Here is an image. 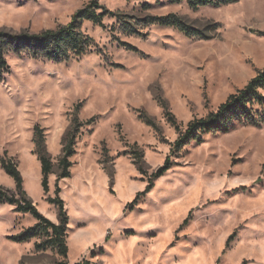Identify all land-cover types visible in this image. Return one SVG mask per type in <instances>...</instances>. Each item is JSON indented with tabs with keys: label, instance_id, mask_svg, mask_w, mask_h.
Segmentation results:
<instances>
[{
	"label": "rangeland",
	"instance_id": "1",
	"mask_svg": "<svg viewBox=\"0 0 264 264\" xmlns=\"http://www.w3.org/2000/svg\"><path fill=\"white\" fill-rule=\"evenodd\" d=\"M91 1L0 0V34L65 27ZM98 5L112 15L81 25L90 39L84 54L56 62L10 51L0 69V159L12 158L26 197L56 224L49 200L60 190L68 217L65 261L264 264V105H247L255 123L232 116L226 131L196 133L174 146L189 125L214 114L264 70V0L196 10L186 0ZM169 15L194 36L147 24V17ZM258 92L264 96V88ZM74 117L82 126L70 176L57 181ZM35 125L44 129L53 165L47 193L33 152ZM134 151L143 156L145 174L133 164ZM165 161L169 170L153 178ZM0 188L16 191L1 168ZM35 224L14 205H0V264L62 261L45 236L16 241ZM43 242L44 249H35Z\"/></svg>",
	"mask_w": 264,
	"mask_h": 264
},
{
	"label": "trees",
	"instance_id": "2",
	"mask_svg": "<svg viewBox=\"0 0 264 264\" xmlns=\"http://www.w3.org/2000/svg\"><path fill=\"white\" fill-rule=\"evenodd\" d=\"M100 0H92L89 5L78 10L71 18L70 23L65 27L56 30H47L39 34L20 33L16 35L0 34V69H5V55L8 52L21 54L22 50H28L33 58L42 57L46 60H54L56 62L68 59L71 56H79L87 51L90 39L83 33L81 25L85 21L94 24H101L102 20L108 15H112L107 9L99 6ZM183 0H170L171 3H181ZM188 6L193 9L200 7H218L222 5H230L237 0H186ZM99 10V11H98ZM147 24L160 25L164 27H173L187 36H194L193 31L187 27L184 22L176 15L164 17H147ZM264 88V70L257 76L252 78L243 90L237 95H231L228 99L217 108L214 114H209L195 124L189 125V128L183 136H179L174 143L175 148L184 145L190 139H194L196 133H213L216 131H226L231 117L238 120L244 119L246 124L255 123V119L251 117V112L247 105L259 104L264 105V96L259 94V89ZM166 113V110H165ZM168 121L172 127L178 130L174 119L167 114ZM146 125L154 127L149 119L144 120ZM264 122V121H263ZM257 125H259L257 123ZM82 124L76 117L71 120L70 127L63 138L62 153L58 159L57 181L68 178L70 176L71 161L74 151V143L78 137ZM33 145L34 154L40 165L41 186L44 193L48 192V177L52 173L53 165L51 158L46 149V140L44 129L39 125L33 128ZM106 159L107 152L103 150ZM133 164L136 165L138 171L145 174L143 169V156L140 152H132ZM104 163V161L102 162ZM0 168L13 179L15 183V192L5 191L0 188V205L10 204L15 206L17 212L29 214L36 219V224L30 228L24 229L15 239L18 242H26L33 238L45 236L47 243L55 249L62 258L57 264H68L65 260L68 254L66 243V229L68 217L63 207V201L58 197L60 192L56 189V197L50 199V203L56 205L57 224L40 214L33 203L26 197L22 186V178L18 171L16 163L12 158L6 155L0 159ZM170 166L167 161L164 165L157 169L152 175L153 178L161 176ZM110 172V171H109ZM111 176V173H109ZM151 177V178H152ZM229 237L227 244L230 242ZM45 242L35 245V249H44ZM76 264H90L89 261L83 260Z\"/></svg>",
	"mask_w": 264,
	"mask_h": 264
}]
</instances>
